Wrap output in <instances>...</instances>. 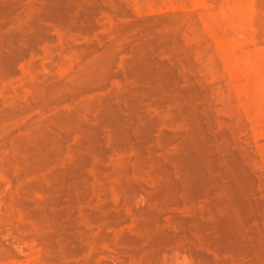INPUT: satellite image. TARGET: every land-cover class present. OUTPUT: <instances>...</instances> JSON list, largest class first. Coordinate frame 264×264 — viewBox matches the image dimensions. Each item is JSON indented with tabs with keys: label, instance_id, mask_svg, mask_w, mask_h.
Masks as SVG:
<instances>
[{
	"label": "rangeland",
	"instance_id": "rangeland-1",
	"mask_svg": "<svg viewBox=\"0 0 264 264\" xmlns=\"http://www.w3.org/2000/svg\"><path fill=\"white\" fill-rule=\"evenodd\" d=\"M63 7L66 20L47 0H0V264H264V82L240 86L254 68L264 78V0ZM137 48L172 72L135 78ZM113 111L134 120L130 146ZM196 130L220 185L197 189ZM238 170L255 209L231 250L212 227L243 195Z\"/></svg>",
	"mask_w": 264,
	"mask_h": 264
},
{
	"label": "bare ground",
	"instance_id": "bare-ground-1",
	"mask_svg": "<svg viewBox=\"0 0 264 264\" xmlns=\"http://www.w3.org/2000/svg\"><path fill=\"white\" fill-rule=\"evenodd\" d=\"M66 0H47V10H48V12L51 14V15H53V16H56V17H59V18H61V19H63V20H66V10L64 9V7H63V3L65 2ZM197 1H203V0H197ZM33 24L34 25H37V23H38V20L36 19V18H34L33 19ZM146 44V43H145ZM147 44H150V43H147ZM150 46V45H149ZM140 48V47H139ZM139 48H137V50H139ZM136 50V51H137ZM141 50V49H140ZM140 50L138 51L139 52V55H134L136 58H134L135 60H133L134 62H131V64H132V67L134 68V70H133V68L131 67V70H133V72L135 73V74H133V76L135 77V78H137V77H143L144 75H146V74H151L154 70L152 69L153 67L155 68H157L156 69V71H158L159 72V74H160V76L161 75H163V76H165L166 77V73H167V71H168V69H166L165 68V66L163 65V66H160L159 64H157L156 63V66L154 65L153 66V63H152V61H151V59L153 58L152 57V54H150L151 55V59L149 58V55L147 54L148 52H145L144 51V49H142L141 50V52H140ZM148 50H151V52H152V47L150 48V49H148ZM147 50V51H148ZM6 60L9 62V64L10 65H12V64H14V62L16 61V59L15 58H12V57H6ZM153 60V59H152ZM159 65V66H158ZM232 67L231 68H233L234 69V71H236V72H238L239 70H240V67L238 66V64L235 62V60H233V62H232ZM168 67V66H167ZM158 69H160V70H158ZM169 69H171V68H169ZM130 70V71H131ZM170 71V70H169ZM168 71V72H169ZM170 72H172V71H170ZM157 74L158 75V73L157 72H154V74ZM132 74V73H131ZM153 74V75H154ZM165 74V75H164ZM173 74V73H172ZM168 75H170L169 73H168ZM168 75H167V77H168ZM132 76V75H131ZM132 76V77H133ZM137 76V77H136ZM148 76V75H147ZM147 76H145V77H147ZM155 76V75H154ZM159 76V75H158ZM159 76V77H160ZM150 77H152V76H150ZM155 77H157V76H155ZM159 77H157V78H159ZM162 77V76H161ZM160 77V78H161ZM164 77V78H165ZM171 77V76H170ZM170 77H168V79L170 78ZM172 77H173V75H172ZM174 78V77H173ZM138 79V78H137ZM140 79V78H139ZM144 79V78H143ZM162 79V78H161ZM166 79V78H165ZM170 79H172V78H170ZM154 81H156V84L157 85H159V83L162 81H160V82H158L159 80H154ZM165 81V80H164ZM158 82V83H157ZM264 82V78L262 77V76H260L259 74H258V72H257V70H256V68H254L252 71H250V74L246 77V79H245V82L244 83H241L240 84V86L242 87V91L244 90V91H249L251 88H252V86L254 85V84H258L257 86H259V85H262V83ZM160 86V85H159ZM108 97H110V96H108ZM112 97H110V99H111ZM112 100V99H111ZM106 101H107V99H106ZM108 102H109V100H108ZM107 102V103H108ZM112 102V101H111ZM138 102V101H137ZM106 103V105H107V107H109L108 106V104ZM139 104V103H138ZM110 105V104H109ZM111 105H112V103H111ZM115 105V104H114ZM117 105V104H116ZM118 106V105H117ZM116 106V107H117ZM119 107V106H118ZM117 107V108H118ZM109 108H111V106L109 107ZM108 108V109H109ZM117 108H116V110H117ZM136 109V108H135ZM118 111V110H117ZM136 111H139V110H137L136 109ZM118 113H120V111L119 112H115V111H113V116H112V119L110 120L111 121V126L114 128L113 130L115 131V134H116V136H117V140L115 141L116 143L118 142V140H119V142H121L124 146H130V144H132L131 143V137H133V136H131V135H129V126L131 125L132 126V121H134V120H132V119H129L128 118V116H125V117H127L126 119L127 120H125V118H124V116L122 117V116H120V114H118ZM110 116V117H111ZM131 116H132V114H131ZM254 124L256 125L255 127H257L256 129H260V131H259V129H258V131L259 132H261L263 129H264V116L261 114V112H258V111H256V110H254ZM130 117V116H129ZM123 118V119H122ZM131 118V117H130ZM130 126V127H131ZM143 129H145V127L143 128ZM199 130V129H198ZM198 130H196V132H197V137H193V138H191V141L192 140H194L193 141V143H194V148H193V146L191 147V145H190V148H193L194 150L192 151V159H193V161H194V163H195V166L196 167H193V168H196V171H197V175H199L200 176V180H199V184L200 185H198V188L197 187H195V188H197V189H199V188H201V186L202 185H206L207 183H212L213 185H217L220 181H214V179H213V177H210L208 174H210V171H211V168H212V162L209 160L210 158H207L208 157V155H207V157L205 156V153H204V151H203V146H204V142L206 141L205 140V138L203 137V134L201 133V131H198ZM95 131V130H94ZM93 131V132H94ZM96 132V131H95ZM95 135H97V134H95ZM91 136H92V134H91ZM115 136V135H114ZM131 136V137H130ZM206 136V135H205ZM92 137H94V134H93V136ZM96 138V137H95ZM115 138V137H114ZM207 138V137H206ZM94 139V138H93ZM134 140H135V138H133ZM96 140V139H95ZM137 141H139V140H137ZM133 142V141H132ZM120 143V144H121ZM191 144H193L192 142H190ZM136 144V143H135ZM139 144V143H138ZM138 144H136V145H138ZM132 146V145H131ZM120 147H122L121 145H120ZM123 149H125L124 147H122ZM127 149H128V147H127ZM205 150V149H204ZM190 151H191V149H190ZM103 152H105V151H103ZM205 152H206V150H205ZM227 154V153H226ZM225 154V155H226ZM227 156H232V153H229V155H227ZM189 157H191V155L189 156ZM190 159V158H189ZM225 159H226V157H225ZM228 159V158H227ZM229 159H232L231 157L229 158ZM232 160H234V158L232 159ZM231 160V161H232ZM191 161V160H190ZM228 162H229V160H228ZM193 163V164H194ZM234 164V166L236 167V165H235V163L233 162V163H231V165H233ZM238 164V163H237ZM193 166V165H192ZM233 166V167H234ZM239 168H241L240 166H239ZM235 169H238V167L237 168H235ZM234 170V169H233ZM234 171H236V170H234ZM243 171V170H242ZM242 171H240V170H238L237 171V178H239L240 179V181L243 183V185H244V188L243 187H241V189L242 190H239V191H243V195L240 193V194H237L238 195V198H236L235 199V195L233 196L232 195V197H231V200H232V198L234 199V200H232L231 202L229 201V199H230V196H228L229 197V199L227 200V198H225L226 199V201L228 202H226L227 204L226 205H224V204H222L223 205V207H225V210H224V212H225V214H227L226 215V217H224L222 220H220V221H218V220H216V223L213 225V231H216L217 233H218V235H219V241L218 240H216V242H220V243H218V245L219 244H221V245H223L222 247H224V246H226V245H228V247L227 248H229V246L231 247V250L234 248V247H236L238 244H239V241H240V243H242L241 242V240H243V237L241 238V235H242V233H244V232H242L243 231V219H245L244 217H243V211L244 212H248V210H249V212H250V209H251V212L253 211L252 210V208L254 207V209H255V204L254 205H252V203L249 201V199H248V194H250V193H252V186H253V183L251 184V181L252 180H250L249 179V177H247L246 176V174H244ZM195 172V171H194ZM234 172H232V174H233ZM236 173V172H235ZM235 173L233 174L234 175V177H236L235 176ZM196 175V174H195ZM197 175H196V177H197ZM208 177H210V178H212V179H209ZM215 178V177H214ZM237 178H235V179H237ZM234 179V180H235ZM198 180V179H197ZM196 180V178H195V181H194V183L197 181ZM236 181V180H235ZM237 181H239V180H237ZM239 181V182H240ZM198 182V181H197ZM238 182V183H239ZM165 184V183H164ZM167 184V183H166ZM198 183H196L195 185H192L193 187L194 186H196ZM220 184H222V183H219V185ZM240 184V183H239ZM212 185V186H213ZM136 186H137V189L140 187L139 186V184H136ZM139 186V187H138ZM171 186V184L169 185V187ZM207 186V185H206ZM206 186L204 187V190H202V189H200L202 192L203 191H205V188H206ZM160 187V186H159ZM162 188H163V186H161ZM166 187H168L167 185H166ZM192 187V188H193ZM215 187V186H214ZM213 187V188H214ZM165 188V187H164ZM172 188V187H171ZM195 188H194V191H195ZM203 188V187H202ZM207 188H210V187H208L207 186ZM206 188V189H207ZM212 188V187H211ZM216 188L218 189V187L216 186ZM140 189L141 190H143L141 187H140ZM158 189V188H157ZM169 189V188H168ZM196 189V190H197ZM221 189V188H220ZM226 190H227V188H225ZM239 189H240V187H239ZM193 190V189H192ZM200 191V192H201ZM221 191H224V189L222 190L221 189ZM140 192V191H139ZM156 192H157V190H156ZM164 192V191H163ZM162 192V193H163ZM168 192V190L166 191V193L164 192V194L163 195H167V194H171L172 195V192L169 190V193H167ZM199 192V191H198ZM227 192H228V190H227ZM254 192V191H253ZM161 193V194H162ZM235 193H237V192H235ZM225 194V193H224ZM158 195H159V192H158ZM236 195V196H237ZM251 195H253V193L251 194ZM170 196V195H169ZM167 197V196H166ZM225 197H227V196H225ZM170 198H171V196H170ZM225 199H223V200H225ZM154 200V199H153ZM155 201V200H154ZM223 202V201H222ZM224 202V203H225ZM221 203V202H220ZM256 203V202H255ZM158 204V203H157ZM157 204H156V202H155V204L154 205H156L157 206ZM154 205L152 206L153 208H157L156 206L154 207ZM258 205V204H257ZM222 207V208H223ZM150 209L152 210V208L150 207ZM150 209H148V210H146V211H150L151 212V210ZM224 209V208H223ZM154 211H155V209H153ZM145 211V212H146ZM153 211V212H154ZM248 212V213H249ZM156 213H157V211H156ZM160 213V212H159ZM252 214H253V212H252ZM152 215V214H151ZM153 215L154 216H157L156 218H159L158 217V214H154L153 213ZM160 215V214H159ZM249 216H251V213L250 214H248ZM248 215H247V217L246 218H249L248 217ZM146 216H147V212H146ZM148 218H149V216H147ZM149 221H151V220H149ZM154 222V221H153ZM152 223V222H151ZM213 224V223H212ZM60 230H62V229H60ZM59 230V232L62 234V235H64L63 234V231H60ZM66 232V231H65ZM59 233V234H60ZM157 233V232H156ZM159 233V232H158ZM157 233V234H158ZM161 233V232H160ZM163 233V232H162ZM165 233H163L162 234V236H160L157 240H156V243L158 244V247L160 246V247H162L163 248V246H166L167 244V238L165 237V235H164ZM65 235H67V234H65ZM243 236V235H242ZM60 237H62L61 235H60ZM126 237V236H125ZM154 237H158L156 234H154ZM154 237H152V241L154 242ZM65 237H63V238H61L62 240L64 239ZM66 238H67V236H66ZM241 238V239H240ZM69 239V238H68ZM67 239V240H68ZM123 239H126L127 240V237L126 238H123ZM130 239V238H129ZM129 239H128V241H129ZM138 239V238H137ZM136 240V239H135ZM128 241H126V243L128 242ZM137 241V240H136ZM136 241H134V243L136 242ZM140 241V240H139ZM138 241V242H139ZM125 242V241H124ZM151 242V241H150ZM130 243H131V240H130ZM133 243V242H132ZM140 243V242H139ZM138 243V244H139ZM156 243L154 244V245H156ZM169 243V242H168ZM149 244V243H148ZM151 244H152V242H151ZM150 244V245H151ZM153 245V244H152ZM241 244H239V246H240ZM220 246V245H219ZM152 247V246H151ZM154 247V246H153ZM152 247V248H153ZM157 247V246H156ZM156 247L155 248H153V249H156ZM221 247V248H222ZM233 247V248H232ZM238 247V246H237ZM236 247V248H237ZM241 247H244V246H241ZM167 248V247H166ZM166 248H163V249H165V251H166ZM226 248V247H225ZM235 248V249H236ZM163 249H161V251L163 250ZM230 249V248H229ZM240 248L238 247L236 250H239ZM242 250H245V249H242ZM159 251H160V249H159ZM159 251L157 252V253H159Z\"/></svg>",
	"mask_w": 264,
	"mask_h": 264
}]
</instances>
